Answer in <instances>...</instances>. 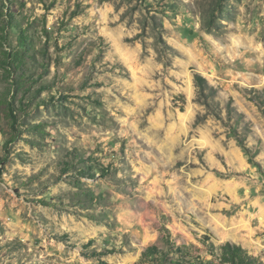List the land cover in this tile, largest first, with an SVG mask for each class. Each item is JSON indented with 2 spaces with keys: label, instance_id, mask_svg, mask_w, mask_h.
I'll return each mask as SVG.
<instances>
[{
  "label": "rangeland",
  "instance_id": "1",
  "mask_svg": "<svg viewBox=\"0 0 264 264\" xmlns=\"http://www.w3.org/2000/svg\"><path fill=\"white\" fill-rule=\"evenodd\" d=\"M0 14V264H264V0Z\"/></svg>",
  "mask_w": 264,
  "mask_h": 264
},
{
  "label": "trees",
  "instance_id": "2",
  "mask_svg": "<svg viewBox=\"0 0 264 264\" xmlns=\"http://www.w3.org/2000/svg\"><path fill=\"white\" fill-rule=\"evenodd\" d=\"M0 16H4L3 14H0ZM4 23H7L6 27ZM14 27L13 22H1L0 23V32L3 33L6 29H12ZM3 37V34H1ZM5 61H12L13 64L19 65L24 64L23 63V55H20L19 53L10 54L8 52H4ZM197 85L199 87H204L205 81L200 76H196ZM211 247L214 248L213 244H211ZM220 254L218 257V260L220 264H260L258 260L252 258L249 253L244 250L242 247L226 243L219 248ZM165 264V263H164Z\"/></svg>",
  "mask_w": 264,
  "mask_h": 264
},
{
  "label": "bare ground",
  "instance_id": "3",
  "mask_svg": "<svg viewBox=\"0 0 264 264\" xmlns=\"http://www.w3.org/2000/svg\"><path fill=\"white\" fill-rule=\"evenodd\" d=\"M259 220L264 223V218L263 217H259ZM229 232V231H228Z\"/></svg>",
  "mask_w": 264,
  "mask_h": 264
}]
</instances>
